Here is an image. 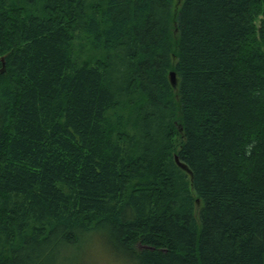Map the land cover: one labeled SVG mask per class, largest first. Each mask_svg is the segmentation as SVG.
<instances>
[{
    "label": "trees",
    "instance_id": "1",
    "mask_svg": "<svg viewBox=\"0 0 264 264\" xmlns=\"http://www.w3.org/2000/svg\"><path fill=\"white\" fill-rule=\"evenodd\" d=\"M0 116V264H264V0H0Z\"/></svg>",
    "mask_w": 264,
    "mask_h": 264
},
{
    "label": "rangeland",
    "instance_id": "2",
    "mask_svg": "<svg viewBox=\"0 0 264 264\" xmlns=\"http://www.w3.org/2000/svg\"><path fill=\"white\" fill-rule=\"evenodd\" d=\"M91 242L90 244L86 245L83 249V252L81 255H83L84 260L81 261L84 264H121L118 263L117 261L111 260V258H109L107 255V252L105 251V249L112 255L115 256L116 254H114V252L112 251V249L109 247V245H105L103 246L104 248H102V244L101 241L97 238V236L93 235V238H91ZM86 250V251H85ZM118 259V258H116ZM115 259V260H116ZM129 260L125 263L128 264Z\"/></svg>",
    "mask_w": 264,
    "mask_h": 264
},
{
    "label": "water",
    "instance_id": "3",
    "mask_svg": "<svg viewBox=\"0 0 264 264\" xmlns=\"http://www.w3.org/2000/svg\"><path fill=\"white\" fill-rule=\"evenodd\" d=\"M4 58H5V56H2L1 57V60H2V64L4 65ZM4 67H5V65H4ZM170 80H171V82L175 85L176 83V73H175V71H173V70H171V72H170ZM0 123H1V116H0ZM0 132H1V128H0ZM174 158H176V162H177V164L179 165V167H181L183 170H185V171H189L190 173H191V175H192V172H191V170H189V167L183 162V161H181L180 160V158H178V156L175 154V156H174ZM199 203V202H198Z\"/></svg>",
    "mask_w": 264,
    "mask_h": 264
}]
</instances>
